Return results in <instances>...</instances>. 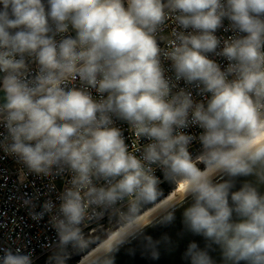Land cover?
Returning a JSON list of instances; mask_svg holds the SVG:
<instances>
[{"label": "clouds", "instance_id": "9594fccd", "mask_svg": "<svg viewBox=\"0 0 264 264\" xmlns=\"http://www.w3.org/2000/svg\"><path fill=\"white\" fill-rule=\"evenodd\" d=\"M0 93L4 153L68 177L39 211L38 194L19 198L49 217L46 264H115L138 237L157 259L144 229L178 208L205 241L188 242L187 264H216V249L264 264V0H0ZM118 121L144 141L135 151ZM157 170L184 190L144 217L163 195ZM106 215L108 230L85 233ZM0 264H35L34 250L0 247Z\"/></svg>", "mask_w": 264, "mask_h": 264}, {"label": "built area", "instance_id": "2783aa9c", "mask_svg": "<svg viewBox=\"0 0 264 264\" xmlns=\"http://www.w3.org/2000/svg\"><path fill=\"white\" fill-rule=\"evenodd\" d=\"M225 24H227V21H225ZM172 27L174 25L169 21L166 32H170ZM230 34L224 33L222 30L217 32V35L221 38ZM217 59L222 66L227 64L226 60ZM197 99L199 98L197 97ZM117 125L123 130L130 150L135 151L144 142L135 137L127 124L118 121ZM2 131L3 129L0 128V132ZM191 131L196 133L200 130L193 128ZM198 148L199 144H194L192 151L196 152ZM156 175L161 179L160 189L162 191L170 183L163 179L159 170H157ZM67 179V176L45 178L28 174L22 165L0 148V247L11 246L13 248L26 247L32 249L34 250L35 264H46L49 252L42 245L51 243L55 239V232L48 222L49 217L46 215L43 219L34 221L29 215V209L22 206L19 198L24 193L33 196L38 194L39 198L34 202L37 205L36 211H39L40 205L45 200L56 199L57 193L63 190ZM177 185L172 186L176 188ZM114 223L115 218L106 215L101 221L88 223L84 227V231L85 233H100L102 230H108ZM79 256L73 255L70 261ZM80 261H82V257Z\"/></svg>", "mask_w": 264, "mask_h": 264}, {"label": "water", "instance_id": "95a60500", "mask_svg": "<svg viewBox=\"0 0 264 264\" xmlns=\"http://www.w3.org/2000/svg\"><path fill=\"white\" fill-rule=\"evenodd\" d=\"M245 179L254 180V177L239 178L237 187H239V182ZM260 190L264 192V186H261ZM182 212L183 209L178 208L175 213V220L170 224L156 223L154 226L144 229L146 235H150L155 241L159 242V257L157 259H153L145 251L143 237H138L120 248V251L115 254V264H187V261L183 259V252L188 242L196 240L203 247L205 241L202 237L194 236L185 230ZM160 214L161 211L153 216ZM211 255L216 264H223L219 249L213 251Z\"/></svg>", "mask_w": 264, "mask_h": 264}, {"label": "bare ground", "instance_id": "6f19581e", "mask_svg": "<svg viewBox=\"0 0 264 264\" xmlns=\"http://www.w3.org/2000/svg\"><path fill=\"white\" fill-rule=\"evenodd\" d=\"M184 190V185L178 184L177 187L166 197L164 198L162 201H160L159 203H157L156 205L153 206V208L147 210L146 212H144V217H148V216H153L156 213H158L159 211H161V208L165 205H167L168 203L172 202L174 200V198L177 196V194L182 193ZM92 253L90 252L88 255H91ZM86 259V257H85ZM82 264V261L79 263Z\"/></svg>", "mask_w": 264, "mask_h": 264}, {"label": "trees", "instance_id": "16d2710c", "mask_svg": "<svg viewBox=\"0 0 264 264\" xmlns=\"http://www.w3.org/2000/svg\"><path fill=\"white\" fill-rule=\"evenodd\" d=\"M175 188L172 186V185H170V184H167L163 189H162V196H161V198H160V201H162L164 198H166L173 190H174ZM159 201V202H160ZM151 208H153V206L152 205H149V206H147V209L145 210V212L147 211V210H149V209H151ZM102 239H103V237H102ZM90 253V252H89ZM80 260H81V257L79 256V257H76V258H74L72 261H70L69 262V264H78L79 262H80Z\"/></svg>", "mask_w": 264, "mask_h": 264}, {"label": "rangeland", "instance_id": "374dc122", "mask_svg": "<svg viewBox=\"0 0 264 264\" xmlns=\"http://www.w3.org/2000/svg\"><path fill=\"white\" fill-rule=\"evenodd\" d=\"M2 96H3V93H0V97H2ZM80 262H81V261H80ZM80 262H79V263H80ZM79 263H78V264H79Z\"/></svg>", "mask_w": 264, "mask_h": 264}]
</instances>
